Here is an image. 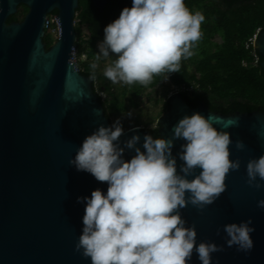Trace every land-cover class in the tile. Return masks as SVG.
Wrapping results in <instances>:
<instances>
[{"label": "water", "instance_id": "obj_1", "mask_svg": "<svg viewBox=\"0 0 264 264\" xmlns=\"http://www.w3.org/2000/svg\"><path fill=\"white\" fill-rule=\"evenodd\" d=\"M89 1L101 11L107 0ZM18 5L27 7L26 14L7 24ZM77 7L78 0H0V264H91L82 250H75L86 206L77 198H90L96 189L106 194L108 184L78 171L69 160L87 136L111 125L93 91L92 76L81 74L74 62ZM53 11L59 33L45 49L44 23ZM253 49L264 75V31H258ZM194 113L230 134V159H238L240 168L229 172L226 191L214 203L180 210L185 226H195L197 245L222 247L212 254V264H264V208L257 206L264 186H250L246 173L248 161L264 155V111L224 115L203 103L191 107L174 93L157 119L158 138H170L179 120ZM133 135L140 137L136 147L143 150L148 134L138 126L124 131L121 146ZM236 141L243 142V150ZM183 143L175 140L172 149L178 170ZM133 155L134 150L125 149L124 159ZM256 182L264 185L259 178ZM249 218L255 229L253 248L245 252L229 247L224 225ZM188 264H201L195 252Z\"/></svg>", "mask_w": 264, "mask_h": 264}, {"label": "clouds", "instance_id": "obj_2", "mask_svg": "<svg viewBox=\"0 0 264 264\" xmlns=\"http://www.w3.org/2000/svg\"><path fill=\"white\" fill-rule=\"evenodd\" d=\"M204 20L184 0H132V6L123 8L104 28L95 61L114 56L103 72L108 80L146 87L155 76L178 73L181 60L194 55ZM97 67L96 62L90 65L92 79ZM123 133L119 120L110 127L101 125L69 160L78 171L108 184L106 194L96 189L90 198H77L86 206L75 250H82L91 264H188L193 252L201 264H212V254L222 247L209 242L197 245L195 226H185L180 210L188 204L203 209L226 191L227 175L240 168L238 159H230V134L218 131L212 119L199 113L180 119L170 138L145 135L143 150L136 147L138 135L121 146ZM178 139L185 141L178 153L183 162L179 170L172 154ZM244 147L236 141L238 150ZM125 149L135 152L130 160L124 159ZM246 173L250 186H264L256 182L264 180V155L249 160ZM257 206L264 208V199ZM251 224L249 218L224 225L227 245L250 251L255 231Z\"/></svg>", "mask_w": 264, "mask_h": 264}, {"label": "trees", "instance_id": "obj_3", "mask_svg": "<svg viewBox=\"0 0 264 264\" xmlns=\"http://www.w3.org/2000/svg\"><path fill=\"white\" fill-rule=\"evenodd\" d=\"M192 12H201L205 20L201 24L202 38L192 49L194 55L181 60L178 73H163L155 76L148 86L125 85L122 82L113 88L111 81L103 74L93 79V91L104 93L99 96L106 117L123 113L127 107H137L138 100L146 90H154L166 80L170 85L184 89L180 95L186 103L195 107L203 103L211 112L224 115L264 111V75L259 66L261 58L248 40L258 30L264 31V0H184ZM132 0H107L101 11L96 10L89 0H78L76 16L81 28L86 30V39L102 41L104 28L117 19L125 7H131ZM27 7L18 5L15 14L6 23L20 22ZM50 15H56L53 11ZM76 32L75 52L85 54L80 39L79 27ZM219 37V42L213 41ZM45 49L52 43L50 34L43 38ZM93 51L88 52L91 57ZM115 59L112 58L111 61ZM84 62L79 72L92 76L90 65ZM170 75V76H169ZM166 109L167 104L164 103ZM148 135L158 138L157 129H143Z\"/></svg>", "mask_w": 264, "mask_h": 264}, {"label": "rangeland", "instance_id": "obj_4", "mask_svg": "<svg viewBox=\"0 0 264 264\" xmlns=\"http://www.w3.org/2000/svg\"><path fill=\"white\" fill-rule=\"evenodd\" d=\"M50 19H53V17H51ZM52 26L55 29V25L53 24ZM74 27H79L82 30L83 36L81 37L80 42L81 46L85 50V54H82L80 56H77L76 52L74 51V62L76 63L78 70L80 69V67H82V64L84 62H96L98 64V67L95 71L98 75L103 74L105 67L112 63L111 60L112 58H114V56H110L108 59L102 58L100 61H95V56L99 51L98 44L100 43V41L91 42L86 39V30L84 28H81L82 26L77 16L74 17ZM47 33L51 34L50 36L53 42L56 39L57 34L55 32H52L51 30H49V32ZM215 41L219 42V39L216 37ZM89 51L94 52L91 57L88 56ZM91 71L93 72L92 69ZM111 84L113 88H118L120 86V83L114 84L111 82ZM95 93L102 100L105 98L104 93H101L99 89H96ZM174 93H179V91L177 89H174L165 80L161 84V86L157 87L156 89L146 90L138 100L137 107H127L125 112L110 116L109 123L112 126L114 122L119 120L124 131L136 126L140 127L141 129L157 128V119L161 117L162 114L166 111L164 103L166 102L167 98ZM129 113H131V116L128 115Z\"/></svg>", "mask_w": 264, "mask_h": 264}, {"label": "built area", "instance_id": "obj_5", "mask_svg": "<svg viewBox=\"0 0 264 264\" xmlns=\"http://www.w3.org/2000/svg\"><path fill=\"white\" fill-rule=\"evenodd\" d=\"M51 17H53V19H50ZM55 25V29L53 28L52 25ZM53 28V29H52ZM49 30H51L52 32H55L57 35L59 33V28H58V24L56 22V18L55 16H51V15H48L46 20H45V23H44V31L47 33L49 32ZM257 33H258V30L255 32V34L248 40V43L253 47V42L257 36ZM51 35V34H50ZM73 51H75V48L73 49ZM78 69V68H77ZM79 71V70H78ZM174 89H177L179 91V94L181 92L184 91V89L182 87H176V86H173L171 85Z\"/></svg>", "mask_w": 264, "mask_h": 264}, {"label": "flooded vegetation", "instance_id": "obj_6", "mask_svg": "<svg viewBox=\"0 0 264 264\" xmlns=\"http://www.w3.org/2000/svg\"><path fill=\"white\" fill-rule=\"evenodd\" d=\"M216 38V37H215ZM215 38L213 39V41H215ZM218 39H219V37H217ZM220 41V40H219ZM100 42H102V41H100ZM216 42V41H215ZM166 104H167V100H166V102H165ZM157 129V128H156Z\"/></svg>", "mask_w": 264, "mask_h": 264}, {"label": "bare ground", "instance_id": "obj_7", "mask_svg": "<svg viewBox=\"0 0 264 264\" xmlns=\"http://www.w3.org/2000/svg\"><path fill=\"white\" fill-rule=\"evenodd\" d=\"M55 18H56V15H55ZM56 22H57V24H58V28H59V23H58V20H57V18H56Z\"/></svg>", "mask_w": 264, "mask_h": 264}]
</instances>
